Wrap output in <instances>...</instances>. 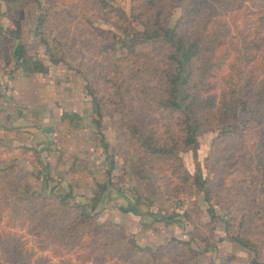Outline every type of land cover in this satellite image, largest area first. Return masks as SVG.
I'll return each mask as SVG.
<instances>
[{
    "label": "rangeland",
    "instance_id": "1",
    "mask_svg": "<svg viewBox=\"0 0 264 264\" xmlns=\"http://www.w3.org/2000/svg\"><path fill=\"white\" fill-rule=\"evenodd\" d=\"M5 1L0 0V24L4 34L11 36L8 40L11 55L7 61L0 54V94L3 95L0 124L11 130L0 129V188L9 187L8 179L14 177L25 181L28 194L34 191L48 194L52 188L62 196L67 182L59 172L67 171L77 162L92 170L99 181L106 180L105 171L112 166L110 177L114 187L134 192L135 175L124 163L127 164L126 158L137 145L119 126L118 116L126 112L140 127L144 124L159 127L165 120L159 109L143 108L158 90L156 79L149 81L143 74V63H164L162 51L143 53L140 47L135 60H131L118 52L112 58L108 52L101 53L96 45L109 39L118 46L117 41L126 39L122 29L129 22L141 29L130 14L132 0H108L107 7H100L97 0H38L25 5L18 18L6 14ZM86 1L88 11L83 12L81 20V14L76 16L73 8ZM199 6L213 9L215 16L244 30H247L245 21L254 17L245 14L252 8L249 2L243 9H237L220 5L219 0H193L187 11L165 5L161 16L174 25L183 14ZM39 8L49 10V36L58 34L64 39L69 61L90 64L89 69L84 66L87 77H98L99 71L118 65L117 77L126 102L104 105L99 126L95 123L98 116L93 111L91 97L84 87V75L65 64L53 65L47 61L45 49L33 30ZM19 44L25 46L27 54L42 60L46 69L27 73L19 68L14 54ZM222 68H226V61ZM259 72L264 76V68ZM149 88L150 95L145 96ZM96 89L101 94L113 91L111 84L101 78L96 80ZM44 104L50 115L72 109L83 118L60 117L56 123L42 109L38 110ZM37 112L44 117H37ZM87 120L95 125L88 127ZM238 128L236 133L224 135L216 128L202 133L197 137L195 153L192 150L178 153L192 175L198 171L207 180L211 189L209 201L190 184H183L179 192L160 190L148 167L140 171L139 176L143 177L144 173L149 180L145 184L146 201L138 205V211L162 214L159 222L147 224L150 217L143 221V216L124 213L111 202L101 209L105 204L104 194L92 212L94 225L84 228L71 240L53 241L50 234L53 236L55 228L35 225L34 217L20 216L12 203L0 206V264H250L252 253L229 239L225 230L227 220L235 224L231 232L262 240L264 258V204L253 199L264 172V110L246 114ZM26 148L31 151L26 152ZM34 151L38 153L36 156ZM109 156L114 163H109ZM73 194L74 199L65 201L87 204L92 188L88 185L75 188ZM209 206L215 218L211 217ZM95 226L99 229H94ZM112 235L149 249L150 258L145 259L141 254L132 256L129 247L123 250L110 244L104 246L103 238ZM99 236L102 242L95 245Z\"/></svg>",
    "mask_w": 264,
    "mask_h": 264
},
{
    "label": "trees",
    "instance_id": "2",
    "mask_svg": "<svg viewBox=\"0 0 264 264\" xmlns=\"http://www.w3.org/2000/svg\"><path fill=\"white\" fill-rule=\"evenodd\" d=\"M33 1L38 0H6L5 12L16 18L21 17L23 7ZM192 1L132 0L130 14L141 29H136L129 22L122 29L126 39L117 41L118 46L114 40L109 39L96 44L100 47L101 53L108 52L112 58L118 52L135 60L140 47H143V53L145 50L157 53L162 51L163 55L161 62L164 63H143V74L149 81L156 79L155 85L158 87L150 98V104L147 103L143 108L159 109L165 120L159 127L145 124L140 127L134 117L126 112H120L118 116L119 126L126 131L129 140L134 139L137 145L132 154L126 158L127 164L124 163V166H129L136 178L132 192L134 202L128 206H120L122 212L136 213V207L146 201L145 184L149 178L144 173L143 177L139 176L144 167L150 169L160 190L179 192L183 184H190L195 190L202 191L205 200L209 201L211 189L207 180L198 171L192 175L183 165L178 153L184 150H192L195 153L198 147V135L212 129H219L223 135L236 133L246 114L264 110V76L259 72L264 68V0H219L220 5H232L237 9H243L246 2L252 4V8L245 12L254 16L245 21L244 27L247 30L215 16L214 10L205 6H199L196 10L192 8L191 12H187V15L183 14L174 25L162 18L165 5L187 11L191 9L189 6ZM97 2L100 7L109 5L108 0H97ZM79 4L74 6L73 12L76 16L80 13L82 20L83 12L88 11L89 2ZM79 6L80 8H77ZM38 10L33 30L45 49L47 61L53 65L65 64L67 68L84 75V87L91 97L93 111L98 116L95 123L99 126L104 105L126 102L117 77L118 65L115 63L114 69L99 71L98 77L96 75L87 77L90 64L82 63V60L69 61L64 39L58 34L53 35L52 38L49 36L47 30L49 10L47 8ZM121 15L126 18L123 11ZM132 33L136 35L131 36ZM9 39L11 40V36L4 34L0 24V54L7 61L11 55ZM14 54L18 57L17 66L24 72H42L46 69L42 60L27 54L23 44L15 47ZM225 61L226 68L223 69ZM84 66H87V69ZM98 78L110 83L113 91L101 94L96 89ZM149 90L151 89H147L145 96L150 95ZM145 101L143 99V104L146 103ZM0 129L3 132L11 130L2 124ZM25 151L31 150L26 148ZM34 154L36 156L37 151H34ZM109 158L111 160L109 163H114L112 156ZM111 168L112 166L105 171L106 180L99 181L92 170L73 162L67 171L59 172L67 182V190L62 196L56 194L52 188L49 189L48 194L35 191L28 194L23 179L9 177V187L0 188V206L12 203L20 216L34 217L35 225L55 228L53 236L50 234L53 241L71 240L78 237L84 228L94 225L92 212L100 203L104 193L109 188H114L110 177ZM260 180L261 185L259 183L253 199L255 201L259 199L260 204H264V172ZM85 185L92 188V195L87 199V204L65 201L68 198H75L73 189ZM209 211L211 217L215 218L211 206ZM225 223L229 239L252 253L250 264H264V258L261 256L262 240L243 236L237 232L235 234L231 232V228L235 225L232 220H227ZM94 229H99V226H95ZM103 239L104 246L110 244L113 248L123 250L129 247L132 256L141 254L145 259L150 258L149 249L126 242L124 238L112 235L111 238ZM101 242L99 236L95 245ZM176 242L181 241L176 240Z\"/></svg>",
    "mask_w": 264,
    "mask_h": 264
},
{
    "label": "crops",
    "instance_id": "3",
    "mask_svg": "<svg viewBox=\"0 0 264 264\" xmlns=\"http://www.w3.org/2000/svg\"><path fill=\"white\" fill-rule=\"evenodd\" d=\"M0 96L3 97L2 94H0ZM6 99V98H5ZM43 110L49 117L50 120H53L54 122L57 123V119L60 117H65L68 120H72L73 118H81L82 115H80L79 113H77L75 110H64L63 112H61L59 115L58 114H53L50 115L49 111L50 109L47 108L46 104H44L43 106H41L40 108H38V110ZM44 117V115L40 112V114H38L37 112V117L40 118ZM83 118V117H82ZM42 119V118H41ZM61 119V118H60ZM44 123H46L44 121ZM86 124L88 127L92 128L93 125H95L92 120H87ZM105 204L101 207V209H103L106 204H108V202H111L113 204L114 207L119 208L120 206H128L131 203L134 202V196L132 193L128 192V190L126 189H120V188H109L105 193ZM138 207H136L137 212H131L134 215H139V216H143V221L146 220L147 217H150V219H148V221L146 222L147 224L153 223V222H159L160 220H162L163 215L162 214H155L154 212H150L149 210H146L147 212H139L138 211ZM127 213V212H124ZM167 223V221L165 222Z\"/></svg>",
    "mask_w": 264,
    "mask_h": 264
}]
</instances>
